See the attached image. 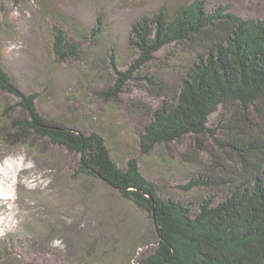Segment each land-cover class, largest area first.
<instances>
[{
    "label": "rangeland",
    "instance_id": "1",
    "mask_svg": "<svg viewBox=\"0 0 264 264\" xmlns=\"http://www.w3.org/2000/svg\"><path fill=\"white\" fill-rule=\"evenodd\" d=\"M186 1L194 0H0V63L24 93H38L43 116L100 134L118 165L138 159L144 177L164 194L197 205L223 193L219 187H180L207 171L208 150L225 156L209 133L198 139L184 135L144 155L139 133L164 96L146 79L127 81L115 101L99 95L113 88L118 72L130 71L138 56L128 42L138 18ZM202 1L208 8L228 5L241 18L264 19V0ZM98 22L101 32L94 29ZM51 26L84 51L80 61L59 62L52 55ZM171 49H160L138 74L160 75L177 92L187 65L169 66ZM226 116L220 109L209 119L219 140L228 137L219 127ZM79 158L50 144L44 149L0 145V264H141L153 250L157 235L147 214L117 189L79 173Z\"/></svg>",
    "mask_w": 264,
    "mask_h": 264
},
{
    "label": "trees",
    "instance_id": "2",
    "mask_svg": "<svg viewBox=\"0 0 264 264\" xmlns=\"http://www.w3.org/2000/svg\"><path fill=\"white\" fill-rule=\"evenodd\" d=\"M103 28L98 22L94 29ZM49 31L50 49L59 62L81 60L84 51L70 36L55 26ZM129 35L138 56L130 71L118 72L114 87L99 95L115 101L127 81L152 84L164 98L139 133L141 153L148 155L184 135L198 139L209 133L225 156L208 150L207 171L180 187H219L220 198L209 196L196 205L164 194L144 177L138 159L118 165L100 134L43 116L36 106L38 93H24L1 63L0 145L44 149L50 144L79 154V173L117 189L151 219L157 241L141 264H264V19L241 18L228 5L208 8L194 0L175 8L162 5L138 18ZM167 47H172L169 66L187 65L177 92L160 75L138 74ZM11 98L16 102L11 104ZM220 109L227 113L226 123L219 125L227 129L226 140L208 127Z\"/></svg>",
    "mask_w": 264,
    "mask_h": 264
}]
</instances>
